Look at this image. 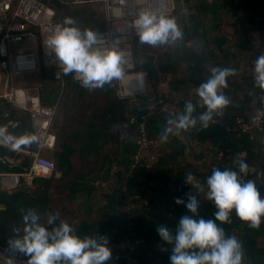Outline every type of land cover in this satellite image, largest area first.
<instances>
[{
	"label": "trees",
	"instance_id": "trees-1",
	"mask_svg": "<svg viewBox=\"0 0 264 264\" xmlns=\"http://www.w3.org/2000/svg\"><path fill=\"white\" fill-rule=\"evenodd\" d=\"M239 1L173 0L174 10L168 16L175 18L183 38L172 42V46L170 41V50L157 52L155 64L137 61L140 43L139 39L135 41L132 52L135 70L146 72L157 101L170 104L171 97L182 86L200 84L204 75L203 65L212 62L210 67H223L217 63V56L224 55L225 58L230 50H235L234 56L248 53L249 50H242L247 45L245 40L236 44L233 42L232 48H226L228 33L224 28L230 23L228 18L235 19L231 26L241 36L251 32L258 35L261 41L259 50H250L254 51L256 58L264 53V20H258V15L264 11V0H258L255 5H252L255 0ZM48 3L55 9L58 22L62 23L65 17L76 20L75 7L66 6L59 0H48ZM245 5L252 6L254 15L242 23L238 15L243 13ZM184 9L189 13L183 14ZM196 45H200L198 53L204 49L208 51L207 59L198 58V63L195 61L198 57L194 51ZM251 57L247 59L251 70L242 76L237 89L243 93L245 103L256 99L253 110L247 113L242 107L236 114L215 118L222 117L228 122L236 117L250 119L256 108L264 103V92L254 86V58ZM192 62L195 64L192 65ZM193 69L198 70L197 77H194ZM66 77L67 86L52 125L56 146L48 153L56 164L55 170L49 176L35 177L32 185L22 183L11 192L0 189V250L4 252L0 254L14 258L15 264H19L16 260L27 262V257L12 252L7 243L13 238L14 229L23 227L21 208L35 209L41 215V222H46L47 213L59 212L60 218L72 225L80 237L107 236L110 248H119L107 264H170L171 246L161 240L156 229L167 225L175 231L180 217L192 215L184 205L175 203L177 197L187 202L186 194L189 193L196 195L200 201V217L215 218V206L206 197V179L213 168L238 171L234 161L243 159L249 165V172L247 176L241 174L242 178L245 181L254 180L264 197V131L252 138L249 134L228 133L213 124L202 129L198 123L194 129L181 131V138L169 135L168 141L162 142L160 133L167 119H175L183 112L186 101L195 105L196 100L172 102L170 105L177 110L175 117L162 112L163 104H158L157 112L146 120L148 137L157 145L156 148L152 145L148 154L156 152V155L151 162L146 155L136 161L138 130L136 124L129 123L128 115L144 114V106L117 100L114 81L102 89L89 91L70 75ZM15 84L38 86L42 101L48 106L57 101L60 92L58 82L44 68L16 79ZM163 89L168 90V96ZM85 98L91 101L100 98L104 104L96 102L95 107L90 106L83 100ZM4 104V100L0 101L2 127L7 122L2 110ZM200 114L197 106L193 115L198 118ZM12 118L14 125L7 128L9 132L16 136L32 134L27 112L12 108ZM193 144L203 150L194 153ZM7 154L13 155V151L0 146V157ZM178 161L179 166H172ZM30 162L31 159L24 156L21 165L28 166ZM112 166L117 168L116 189L110 195H103L108 202L100 205L95 182H110ZM3 170L8 169L0 164V171ZM189 172L200 182L201 193L185 183V175ZM81 215L95 217L78 222ZM231 221L221 226L227 235H235L241 241L245 253L243 264H264V222L259 229H251L234 212Z\"/></svg>",
	"mask_w": 264,
	"mask_h": 264
},
{
	"label": "clouds",
	"instance_id": "clouds-1",
	"mask_svg": "<svg viewBox=\"0 0 264 264\" xmlns=\"http://www.w3.org/2000/svg\"><path fill=\"white\" fill-rule=\"evenodd\" d=\"M133 27L140 44L158 46L183 38L182 31L174 17L156 13L150 9L139 11ZM104 42L97 32L82 30L72 17H65L48 37L46 44L55 54L63 73L75 74L81 87L93 91L102 89L114 80L125 76L123 53L115 48L101 49ZM237 70L214 66L210 76L195 91L199 97L194 105L186 101L183 112L175 119L168 118L160 140L167 142L169 135H178L197 127L206 129L214 116H222L230 100L224 93L229 77ZM254 86L264 92V53L253 65ZM197 106L205 109L194 116ZM35 134L16 136L6 127L0 126V146L19 152L23 147L36 143ZM238 171L213 168L206 179V197L215 206L214 219L199 216L200 201L194 194H186L187 202L179 197L175 203L184 205L192 215L178 219L173 231L167 225H160L156 231L161 240L171 246L170 264H243L244 249L235 235H227L223 224H230L234 212L240 221L251 229H259L264 222V197L254 180L245 181L249 165L243 159L234 161ZM185 183L195 189L201 184L191 172L185 175ZM22 229H14L8 248L27 257V264H107L112 259L109 238L103 235L80 237L68 222L60 218L59 212L47 213L46 222L33 208H21ZM219 222V223H217ZM5 264H15L8 257Z\"/></svg>",
	"mask_w": 264,
	"mask_h": 264
},
{
	"label": "built area",
	"instance_id": "built-area-1",
	"mask_svg": "<svg viewBox=\"0 0 264 264\" xmlns=\"http://www.w3.org/2000/svg\"><path fill=\"white\" fill-rule=\"evenodd\" d=\"M59 1L70 7L97 6L99 15L92 17L99 23L101 21L102 26L93 27L91 30L97 32L104 42L98 47L102 50L115 48L123 53L125 76L122 80H114V96L117 100H128L142 104L145 108L144 114L140 116L128 115L129 123L136 124L138 130V154L135 160L142 159L144 152L154 145L146 131L147 118L157 112L158 104H163L161 111L171 117L177 115V110L168 103L164 104L163 100L151 99L146 72L135 70L132 52L138 36L133 22L143 9L170 15L174 10L173 0ZM188 13L187 9L183 10V14ZM263 19L264 17L258 15L259 21ZM58 25L62 23L56 20V11L49 5L48 0H0V70L5 75V88L0 101H5L2 107L7 119L5 127L14 125L12 108H16L29 114L32 134L38 138L36 143L23 147L21 151H13V155L0 157V164L8 169L0 171V189L7 192L22 183L29 185L35 177L49 175L56 168L48 153L56 146L52 125L67 86V77L46 41ZM42 68L46 69L60 86L57 101L50 106L43 103L38 86L15 84L18 77L36 73ZM74 75L70 74L72 78ZM74 80L79 82L78 79ZM211 124L228 133L249 134L253 138L264 131V103L256 108L250 119L236 117L228 122L222 117H214ZM24 156L31 159L28 166L21 165Z\"/></svg>",
	"mask_w": 264,
	"mask_h": 264
},
{
	"label": "rangeland",
	"instance_id": "rangeland-1",
	"mask_svg": "<svg viewBox=\"0 0 264 264\" xmlns=\"http://www.w3.org/2000/svg\"><path fill=\"white\" fill-rule=\"evenodd\" d=\"M255 1L256 2L253 1L252 5H255L258 2V0H255ZM237 2H240V1L237 0ZM75 10L77 11L75 13V15L78 18V19L76 18V20L78 22L80 21V23H78L77 25L82 30L102 26V24H100L97 20H96V22L98 25H95V21H93L95 19L92 16L93 15L98 16L99 12H100V10L97 6H95V5L78 6V7H75ZM253 15H254V13L252 11V6L250 8V6L245 5V6H243V13H240V16L238 15V19L240 18L242 23H243L246 18L253 16ZM234 20L235 19L228 18V22H230V23L224 28L226 30V32L228 33V42H227L226 48L227 49L232 48L231 46H234L233 42L236 44V43H240V41L245 40L247 42V45L242 50H249V51H248V53H242L239 56H234V58H232L231 56H228L227 61L226 62L223 61V62H225L224 63L225 67L234 68L237 70V75L229 77L228 88L224 89L225 95H227L229 100H230V104L224 109V114H228V115L229 114L233 115V114L238 113L240 108H242V107L245 109V112H247V113H250L254 108V105L256 103V99L253 98L250 103H245V100L243 99L244 95L242 92L238 91L237 86H238V84H240L242 76L245 75V73H247L248 70H251V68H248V66H249V64L247 63L248 57L252 56L251 59L254 58V59H252L254 61L256 59V55L254 54V51L252 52L250 50H259L260 43H261L258 35L253 33V32H251L249 34L247 33V35H245L244 37L241 36V34L239 32L236 33L231 26V23ZM172 45H173V43L171 44V46ZM171 46L169 43L164 44V45H158L155 47L147 45V44H140L138 49H137V53H136L137 54V61L139 63L155 64L154 60L157 56L156 53L161 52L163 50H170L172 48ZM199 46L196 45V47H194V49L200 50ZM207 56H208V51H205V49L201 53H198V57L200 59H203V58L207 59ZM211 64H212V62L202 66L204 75L201 77L202 81H201L200 85L202 83L206 82L207 78L210 76V73H208V71H210ZM193 73H194V75H196L194 77H197L198 70H194ZM150 90H151V88H150ZM194 91H195V89L192 90L190 93H193ZM151 92L154 93L152 90H151ZM173 96L178 97V99L181 98V95L176 94V93L173 94ZM153 98H155V97H153ZM198 99H199V97L196 95V98H195L196 102ZM83 100L86 101V104H90V106H94V107L96 106V102H98L101 105L104 104V101H102L100 98L93 100V101L88 100V98H85ZM172 102L176 103V100L174 98H172ZM170 106L172 107V105H170ZM204 110L205 109L200 108L198 106V112L199 113L203 112ZM75 131L77 133L79 130L77 129ZM170 135L177 136L178 138H181L180 133L178 135H173V134H170ZM263 140H264V137H263ZM156 147H157V145L155 144L153 146V148H156ZM192 148H193L194 153H199L203 150V148H201L197 144H193ZM144 154L147 156L148 162H151L154 160V156L156 155V152L153 153L152 155H149L148 151H145ZM189 160L192 161V159H189ZM179 165H180L179 161L175 164H172V166H174V167H177ZM116 171H117V168L116 167L113 168V166H112V169H110V179H111L110 182H108V183L95 182V185L97 187L96 194H97L98 204H100V205L106 204L108 202V201H106V200H108V198L107 199L104 198L103 195H105V194L110 195L113 192V190L116 189V187L114 186V184L117 181L115 179L116 178V176H115ZM201 192H202V189L200 188L199 193H201ZM93 217H95V216L92 215V217H90V216L85 217V216L81 215V217L78 219V222H81L83 220H90ZM117 251H119V248L112 249L113 254ZM0 253H4V252H2L0 250ZM0 257L6 259V257L1 255V254H0ZM1 258H0V262L5 264V262ZM16 262H18L19 264H22V262H24V261L19 260ZM25 264H27V262Z\"/></svg>",
	"mask_w": 264,
	"mask_h": 264
},
{
	"label": "crops",
	"instance_id": "crops-1",
	"mask_svg": "<svg viewBox=\"0 0 264 264\" xmlns=\"http://www.w3.org/2000/svg\"><path fill=\"white\" fill-rule=\"evenodd\" d=\"M259 16H262V17H264V11H263V14H261V15H259ZM264 20V19H263ZM93 21H95V25H98L97 24V22H96V20H93ZM100 21V20H99ZM100 24H101V21H100ZM91 29H93V28H91ZM260 46H261V44H260ZM195 52H196V54L198 55V51L197 50H194ZM233 52L235 53V50H230V54H228V55H226V57L224 58V55H219V56H217L218 57V60H217V63L219 62L220 64H221V66L223 65V67H225V62L227 61V59H228V56H231L232 58H233V56L235 55H232L233 54ZM214 54L215 55H217V52L215 51L214 52ZM193 58V57H192ZM198 58L199 57H197V59L195 60V61H197V63L199 62L198 61ZM223 61H225V62H223ZM195 63H193L192 62V65H194ZM193 70H195V69H193ZM194 72V71H193ZM21 77H18L17 79H20ZM202 81V80H201ZM198 86H200V84H198V85H187V86H182L178 91H177V93L176 94H179V95H181V98L180 99H178V97H171V98H174L175 100H176V102H178V101H186V100H193V99H195L196 98V92L194 91L193 93H190L192 90H194V89H196ZM4 88H5V75H4V73L0 70V96H1V94H2V92L4 91ZM149 89H150V87H149ZM163 93L164 94H166V96H168V90L167 89H163ZM149 96H150V98L152 99L153 97H155V95H154V93H152L151 92V90H150V94H149ZM177 98V99H176ZM171 99H170V97H169V101H170ZM178 100V101H177ZM170 104L172 103V101L171 102H169ZM50 175V174H49ZM49 175H43V176H49ZM56 175H58V173H56ZM33 182V181H32ZM29 185H32V183L31 184H29ZM25 262V261H24Z\"/></svg>",
	"mask_w": 264,
	"mask_h": 264
},
{
	"label": "bare ground",
	"instance_id": "bare-ground-1",
	"mask_svg": "<svg viewBox=\"0 0 264 264\" xmlns=\"http://www.w3.org/2000/svg\"><path fill=\"white\" fill-rule=\"evenodd\" d=\"M3 256H5V255H3ZM6 258H8L7 256H5ZM1 258V257H0ZM12 258V257H11ZM3 261H5V259L4 258H1ZM12 259H14V258H12ZM16 261H18V260H16Z\"/></svg>",
	"mask_w": 264,
	"mask_h": 264
}]
</instances>
